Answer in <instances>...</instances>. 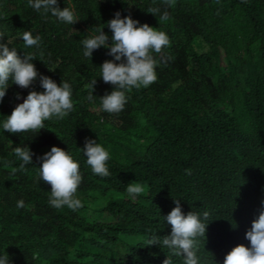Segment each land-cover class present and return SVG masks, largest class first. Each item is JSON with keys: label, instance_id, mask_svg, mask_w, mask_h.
<instances>
[{"label": "trees", "instance_id": "trees-1", "mask_svg": "<svg viewBox=\"0 0 264 264\" xmlns=\"http://www.w3.org/2000/svg\"><path fill=\"white\" fill-rule=\"evenodd\" d=\"M58 4L74 6L79 21L43 15L28 0H0L5 42L12 41L21 57L34 53L41 74L69 82L74 102L66 118L45 121L39 133L12 134L3 123L23 102L15 94L26 97L30 89L9 82L0 104V256L7 252L10 264H163L171 255L162 245L171 234L165 217L179 199L185 215L209 213L206 234L197 237L199 264H223L233 233L252 225L264 196V0H174L172 7L162 0ZM151 7L166 9L169 19L148 13ZM117 11L166 32L171 43L153 53L160 61L157 81L133 89L124 110L109 114L99 97L113 86L100 78V66L113 57L103 47L85 57L82 41L97 27L111 37L106 25ZM25 31L42 38L40 48L25 47ZM94 79L95 99L89 101ZM34 87L43 91L38 82ZM85 138L110 152V176L95 175L87 165ZM17 146L36 155L13 174L22 163ZM53 146L80 164L76 195L83 207L77 211L50 206L51 186L39 178L36 156ZM133 182L147 186L135 199L126 191ZM21 199L25 206L18 208ZM152 234L160 245L147 246ZM171 259L184 264L183 256Z\"/></svg>", "mask_w": 264, "mask_h": 264}, {"label": "clouds", "instance_id": "clouds-1", "mask_svg": "<svg viewBox=\"0 0 264 264\" xmlns=\"http://www.w3.org/2000/svg\"><path fill=\"white\" fill-rule=\"evenodd\" d=\"M162 2L168 7L174 5V0ZM28 4L38 12L42 9L43 15L50 12L61 22L74 25L79 21L74 6L61 9L58 0H28ZM147 12L154 16L160 14L161 21L169 19L168 11L165 9L161 13L160 7H151ZM106 26L111 30V37L103 31L104 27H97L96 34L82 41L83 55L92 58L93 52L103 47L108 50L107 55L113 57L100 66V78L104 83L111 84L113 90L99 98L102 111L118 114L128 102V93L133 89L147 88L157 81L156 68L160 61L154 58L153 53L161 54L171 42L166 32L147 23L141 24L132 18L130 12L121 18V13L117 11ZM22 40L25 47L40 48L42 42V38L39 35L33 36L31 31H25ZM11 43L10 40L5 42V33L0 32V104L3 103L10 81L11 84L30 91L26 97H22L20 93L15 94V99H22L23 102L18 103L7 116L3 129L12 134L28 131L39 133L41 129H45V121L52 118L63 120L73 111V90L69 82L61 81L58 84L51 77L41 74L33 63L36 55L24 53L21 57L17 48L9 46ZM40 55L42 57L43 52ZM37 82L43 91L35 90ZM96 83L97 79H94L89 85V101L95 99L93 92ZM81 150L93 174L101 177L111 175L107 166L111 159L110 152L101 143L85 138ZM14 154L22 163L19 168H12L13 174L24 171L26 165L33 163V156L36 155L28 146L15 147ZM36 159L40 162V180L51 186L50 206L56 209L67 206L72 211L83 207L82 201L76 195L83 181L78 160L68 150L57 146L51 147L50 151L42 156H36ZM187 171L190 174V170ZM126 191L135 199L147 191V186L133 182L127 185ZM174 202L176 206L165 217L167 224L171 226V234L163 236L162 245L171 250V255L183 256L184 264H199L196 254L197 237L205 236L208 225L205 221L209 213L204 212L203 218L194 211L185 215L180 200L175 199ZM259 202L260 206L254 212L252 225L246 223L233 233V248L226 254L223 264H264V196L259 195ZM16 206L23 208L24 200H18ZM245 240L250 241V247ZM145 241L147 246L161 244L156 234L146 237ZM171 255L167 256L163 264H173ZM0 264H10L7 252L0 256Z\"/></svg>", "mask_w": 264, "mask_h": 264}]
</instances>
